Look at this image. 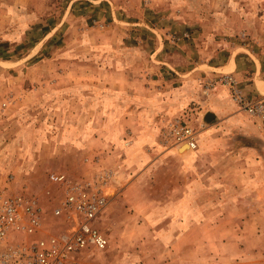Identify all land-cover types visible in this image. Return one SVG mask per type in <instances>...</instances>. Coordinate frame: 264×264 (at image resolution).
<instances>
[{
    "label": "rangeland",
    "instance_id": "obj_1",
    "mask_svg": "<svg viewBox=\"0 0 264 264\" xmlns=\"http://www.w3.org/2000/svg\"><path fill=\"white\" fill-rule=\"evenodd\" d=\"M250 53L264 61V0H0V189L55 231L50 175L112 173L109 245L71 264H264V121L207 88ZM219 90L241 113L224 126L203 121ZM177 121L194 152L142 148L176 149Z\"/></svg>",
    "mask_w": 264,
    "mask_h": 264
},
{
    "label": "built area",
    "instance_id": "obj_2",
    "mask_svg": "<svg viewBox=\"0 0 264 264\" xmlns=\"http://www.w3.org/2000/svg\"><path fill=\"white\" fill-rule=\"evenodd\" d=\"M225 86L238 109L264 121V99L246 98L231 74L213 80L207 88ZM165 138L176 148H197L196 132L186 123H170ZM112 173L96 170L83 178L70 180L64 174H52L63 195L52 209L58 220L49 231L41 220V208L23 194L0 189V264H71L89 250H103L109 245L105 231L98 226L106 205V189Z\"/></svg>",
    "mask_w": 264,
    "mask_h": 264
},
{
    "label": "crops",
    "instance_id": "obj_3",
    "mask_svg": "<svg viewBox=\"0 0 264 264\" xmlns=\"http://www.w3.org/2000/svg\"><path fill=\"white\" fill-rule=\"evenodd\" d=\"M250 56H244V57H234L232 61H227V63L221 65L218 68H222L225 73H232L233 76L236 78L237 81H240L242 84V90L245 95H248L250 98H263L264 99V61L261 57L254 58L253 54H249ZM246 59V60H245ZM246 63V64H245ZM242 67V68H241ZM250 71V72H244ZM228 93L223 95L222 91L213 92L211 98H210V105H211V111H213L214 116H217L222 120V122L217 123V126H224L225 121L234 122L240 117V112H236V106L232 102L229 96H227ZM208 111V110H206ZM215 118V117H214ZM246 132L253 133V130L251 128H245L243 129ZM242 131V129H241ZM258 133L257 131H254V133ZM148 144L143 145L142 148L146 149L147 151H152L153 155L156 153L167 155V156H173L174 159L181 158L182 156L178 154L176 151H178L179 148H173L169 147L168 149L164 148V145H161L159 143L153 142H146ZM198 143V142H197ZM165 149V152L162 153ZM193 151V150H191ZM194 152V151H193ZM143 155H146V152H143ZM178 157V158H177ZM187 175H191V171L186 170ZM129 176V175H128ZM188 176V179L190 178ZM127 177V176H126ZM140 179V176L137 178V180ZM130 186V185H129ZM127 186V188L129 187ZM125 193H128L125 190ZM181 193H184V196L186 198L190 196H193L192 190H184ZM205 193H201L200 196H203ZM183 195V194H181ZM196 195V194H194ZM128 201H132L131 197L127 196Z\"/></svg>",
    "mask_w": 264,
    "mask_h": 264
},
{
    "label": "water",
    "instance_id": "obj_4",
    "mask_svg": "<svg viewBox=\"0 0 264 264\" xmlns=\"http://www.w3.org/2000/svg\"><path fill=\"white\" fill-rule=\"evenodd\" d=\"M214 117H215V116H214V114H213L212 112H206V113L204 114L203 121L206 122V123H208V122H210ZM182 148L187 149V146H183V147H181L180 150H181Z\"/></svg>",
    "mask_w": 264,
    "mask_h": 264
}]
</instances>
